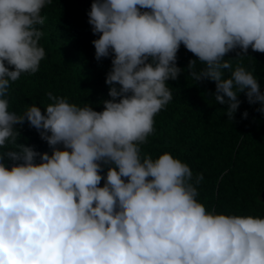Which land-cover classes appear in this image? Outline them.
Masks as SVG:
<instances>
[{"label": "clouds", "instance_id": "1", "mask_svg": "<svg viewBox=\"0 0 264 264\" xmlns=\"http://www.w3.org/2000/svg\"><path fill=\"white\" fill-rule=\"evenodd\" d=\"M50 3L0 0V264H264V218L209 211L202 174L141 150L173 98L181 44L197 57L189 75L215 82L228 119L241 92L264 111L253 71L225 59L264 53V0H93L95 58L112 56L103 110L49 92L44 112L17 114L10 85L45 58L37 26ZM25 121L51 153L18 143Z\"/></svg>", "mask_w": 264, "mask_h": 264}, {"label": "trees", "instance_id": "2", "mask_svg": "<svg viewBox=\"0 0 264 264\" xmlns=\"http://www.w3.org/2000/svg\"><path fill=\"white\" fill-rule=\"evenodd\" d=\"M93 0H51L41 11L45 17L39 45L45 50L39 70L24 73L12 82L7 99L9 110L22 114L35 104L45 111L51 103L47 93L64 97L80 106L90 104L102 111L103 101L110 99L107 73L112 56L95 58L92 43L94 34L88 12ZM240 50L229 52L233 68L242 64L253 71L264 93V53L248 49L246 56L237 57ZM197 57L181 44L177 65L182 69L178 78L166 83L173 98L155 116V132L141 145L142 155L158 158L168 152L187 163L193 175L202 174L197 185V199L206 209L229 215H252L264 218V201L256 195L264 188V111L260 102L250 104L244 92L232 120L228 119L227 104H221L213 95L216 84L211 80L194 81L189 75L188 63ZM203 67L197 61V69ZM225 78L229 75L224 70ZM227 99V98H226ZM247 117H244V112ZM18 143L33 146L39 152L52 149L41 139L40 133L29 125H17ZM11 147V146H10ZM62 147V145L60 146ZM39 157H37V162ZM11 164V161H8ZM107 167L103 169L106 176ZM104 180L101 181L103 186Z\"/></svg>", "mask_w": 264, "mask_h": 264}, {"label": "water", "instance_id": "3", "mask_svg": "<svg viewBox=\"0 0 264 264\" xmlns=\"http://www.w3.org/2000/svg\"><path fill=\"white\" fill-rule=\"evenodd\" d=\"M255 199L259 202L264 201V188L256 195Z\"/></svg>", "mask_w": 264, "mask_h": 264}]
</instances>
